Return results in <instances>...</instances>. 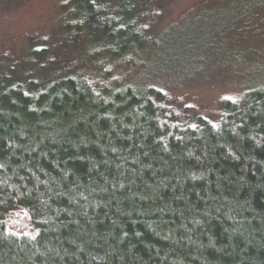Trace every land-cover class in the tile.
<instances>
[{"label":"trees","instance_id":"16d2710c","mask_svg":"<svg viewBox=\"0 0 264 264\" xmlns=\"http://www.w3.org/2000/svg\"><path fill=\"white\" fill-rule=\"evenodd\" d=\"M110 1L109 57L135 56L146 1ZM110 75L0 94V264H264V85L181 122Z\"/></svg>","mask_w":264,"mask_h":264},{"label":"rangeland","instance_id":"374dc122","mask_svg":"<svg viewBox=\"0 0 264 264\" xmlns=\"http://www.w3.org/2000/svg\"><path fill=\"white\" fill-rule=\"evenodd\" d=\"M86 1L93 2L0 0V94L17 85L42 88L66 71L100 77L111 70L115 80L162 88L181 122L215 121L224 100L264 85V0H145L137 26L144 47L129 60L109 57L114 40L100 22L106 0L83 14ZM125 3L111 0L109 14L121 16ZM88 16L92 23H84Z\"/></svg>","mask_w":264,"mask_h":264}]
</instances>
